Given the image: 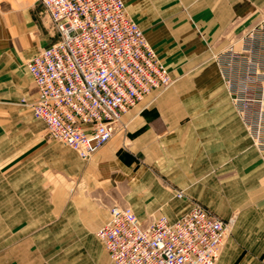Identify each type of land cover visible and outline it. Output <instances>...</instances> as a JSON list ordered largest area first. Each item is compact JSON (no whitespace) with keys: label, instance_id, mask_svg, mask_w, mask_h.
I'll return each mask as SVG.
<instances>
[{"label":"crops","instance_id":"0c3cea01","mask_svg":"<svg viewBox=\"0 0 264 264\" xmlns=\"http://www.w3.org/2000/svg\"><path fill=\"white\" fill-rule=\"evenodd\" d=\"M234 1L202 0L195 15L207 42L224 45L218 38L235 15ZM242 6L239 17L246 22L249 11ZM11 14L0 16V264H54L57 243L83 241L95 230L96 236L109 218L95 201L101 191L97 183L110 178L122 186L123 173L129 176L130 191L141 195L132 199L134 205L141 203L171 221L195 204L223 219L244 204L264 202V164L215 63H201L189 73L187 63L176 62L172 52L178 33L171 29L163 38L167 33L159 24L152 30L140 25L177 81L124 114L125 130L86 163L48 139L45 124L24 104L38 99L26 63L54 40L40 38L33 20L17 22ZM176 23L169 26L189 31ZM177 42L183 45L182 39ZM109 165H115V173L93 178ZM176 193H186L188 201Z\"/></svg>","mask_w":264,"mask_h":264},{"label":"built area","instance_id":"2783aa9c","mask_svg":"<svg viewBox=\"0 0 264 264\" xmlns=\"http://www.w3.org/2000/svg\"><path fill=\"white\" fill-rule=\"evenodd\" d=\"M36 1L57 40L26 63L38 89L32 113L50 138L88 162L111 142L124 114L170 87L171 74L123 0ZM216 60L264 164V17ZM230 225L196 204L175 221L148 223L116 205L96 236L113 264H217Z\"/></svg>","mask_w":264,"mask_h":264},{"label":"rangeland","instance_id":"374dc122","mask_svg":"<svg viewBox=\"0 0 264 264\" xmlns=\"http://www.w3.org/2000/svg\"><path fill=\"white\" fill-rule=\"evenodd\" d=\"M123 1L132 20L139 26L142 25L144 28L147 27L149 30H152L154 26L159 24L160 28L164 27V30L167 33L166 35L163 34V38L169 36L168 34H170L169 32L171 29L174 33H178V35L175 34L174 46H176L172 52L173 55L176 56V62L180 59V62L187 63L186 66H188L189 73H194L195 66L201 63L214 62L220 77L221 73L217 65L216 55L225 51L234 40H238L247 29L251 28L260 18L264 17V0H235L234 8L232 9V11H235V15L231 18L230 22L227 23V27L218 38L220 42H224V45L217 47L216 43L212 44L206 41L207 39L201 32L198 23V16L195 15L196 12L202 8V0ZM220 1L221 0H215L216 3H220ZM212 2H214V0H212ZM243 3L246 4V12L249 11L247 13L248 19L246 22H243L244 19L239 17V15L243 13L242 10L239 9V6L243 9ZM5 13H9L10 17L14 16L11 13L15 14L17 22L26 24L27 20H33L34 24H37L40 27V38L48 35L54 40V42L57 40V33L53 29L51 21L47 18L43 7L36 0H32L30 3H25L21 0H0V16H5ZM172 21L177 22V27H184L187 25L189 31H185V29L178 31L175 27L169 26V23ZM31 25H33V23ZM236 30L239 31L237 32ZM192 34H194V36H191L192 40L189 42L186 41V43L184 39H187L188 36ZM178 39L183 40V45L182 43L177 42ZM188 47H193L194 50L186 52ZM157 56L165 65L161 57H159V55ZM171 79L172 83L167 90L171 89L177 81L173 76H171ZM24 104L28 105L32 111L33 103H29L26 100ZM124 130V125L121 128L119 127L111 142L114 141ZM47 138L56 141L50 138L48 134ZM56 142L59 143L58 141ZM96 155L88 162H92ZM102 169H104V171H102ZM102 169L96 172L97 175H93L94 179L96 176L98 178V175L101 176V173H104L105 171L109 174L115 173V165H109ZM109 179L110 178H107L101 184L97 183V185L100 186L101 191L99 192L100 195L94 197L100 207L108 210L105 218L108 216L109 210L116 205L129 206L134 208V210L135 208H138L139 211L137 212L135 210V212L138 214L139 220L143 223H148L154 219V217L160 216L157 215L156 212L147 210V208L141 203L140 206L137 204L138 207L134 205L135 202H132V199L134 197H140L141 195L138 196L130 191V179L127 173H123L122 186L115 185L114 183L111 184ZM107 185L112 186L110 187ZM178 195L179 194L176 193L175 197L179 198ZM183 195V199L188 201L189 195L187 196L186 193ZM260 197L263 198V196ZM193 206L194 205L191 207ZM201 206L210 214L220 218L215 212L207 209L203 205ZM226 216L227 217H224L222 220L226 222L231 221V225L217 264H264V202H251L244 204L242 209L231 210ZM104 220L105 219L101 221L103 222ZM95 232L96 230L91 235H88L87 233V236L84 237L83 241L57 243L56 250L58 254L57 258L54 259V264H113L107 256L103 244L96 238ZM244 247L249 250V253L241 252Z\"/></svg>","mask_w":264,"mask_h":264},{"label":"bare ground","instance_id":"6f19581e","mask_svg":"<svg viewBox=\"0 0 264 264\" xmlns=\"http://www.w3.org/2000/svg\"><path fill=\"white\" fill-rule=\"evenodd\" d=\"M21 1H23V2H25V3H27V2H31L32 0H21Z\"/></svg>","mask_w":264,"mask_h":264}]
</instances>
